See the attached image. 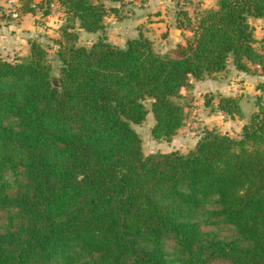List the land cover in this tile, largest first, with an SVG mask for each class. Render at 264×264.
I'll use <instances>...</instances> for the list:
<instances>
[{
    "label": "trees",
    "instance_id": "trees-1",
    "mask_svg": "<svg viewBox=\"0 0 264 264\" xmlns=\"http://www.w3.org/2000/svg\"><path fill=\"white\" fill-rule=\"evenodd\" d=\"M18 1L17 12L43 15L56 2L65 18L57 73L41 42L0 54V264H264V109L239 136L207 131L187 154L146 156L133 127L151 112L152 137L171 141L192 80L218 78L231 60L239 72L264 67L249 22L264 20V0L193 13L177 1L188 35L166 54L143 34L123 48L78 44L110 14L124 19L110 4L125 0ZM216 109L243 118L238 97L219 95Z\"/></svg>",
    "mask_w": 264,
    "mask_h": 264
},
{
    "label": "rangeland",
    "instance_id": "rangeland-1",
    "mask_svg": "<svg viewBox=\"0 0 264 264\" xmlns=\"http://www.w3.org/2000/svg\"><path fill=\"white\" fill-rule=\"evenodd\" d=\"M39 3V2H38ZM189 5V1H188ZM47 7V6H46ZM45 7V9H46ZM188 9V7H185ZM2 9V8H0ZM3 10V9H2ZM39 14H43L45 10L36 9ZM171 14L175 15L177 13V9L174 8ZM53 18V23L58 25H62L65 15L61 7L56 2H52L49 6V12ZM193 13V11L191 12ZM7 16V15H6ZM6 16L4 18H6ZM168 16V15H167ZM166 16V17H167ZM113 15H109L110 24H113ZM3 18V19H4ZM170 21V18H167ZM251 25L255 28V35L258 38V49L264 55V24H259L255 19L250 18ZM154 25L146 27L145 24L142 27V30L146 29V34L148 37L153 39L155 48L158 52L166 54L172 51L179 43H182L185 40V35H188L187 32L183 30L180 33H163L162 31L156 30V25L159 24L160 20H154ZM45 24V22H44ZM58 28L54 29L57 32V35L54 34L50 36L49 34H43L42 44L49 52V59L51 60L55 73L58 72L59 62L56 57V49L57 45L55 43V39L58 37ZM110 26L107 29V32L97 35L86 34L84 32H80L78 44L85 47H90L99 37L106 38L108 32L110 31ZM145 33V31H144ZM109 34H116L115 31H110ZM56 35V36H55ZM112 38V37H111ZM107 39V38H106ZM113 40H116L115 36ZM169 42L168 44L166 42ZM236 70L231 60L228 64L227 71L219 76L216 79H204L201 81L192 80V88L189 90H182L183 98L179 100V102L185 108V126L178 132L176 136L172 138L171 141H158L152 137L151 130L155 124V120L153 114L150 112L147 116L145 122L141 125H134V129L137 131L142 140L143 152L146 156L156 153H169L173 151H180L181 153H188L193 150L199 140L204 137L205 133L210 130H218L225 134H230L232 137L239 136L238 129L235 128V123H238L242 118H232L230 116L222 115L216 109V105L218 103L219 95L216 94L218 91L214 89V81L217 83L226 84V91L228 93L235 92L237 93V97H241V108L244 114V123H249L252 115L260 110V107L264 109V67L260 65L251 66L250 73H244L246 77L241 75H236ZM245 78L249 79V82L245 80ZM251 78V80H250ZM216 85V84H215ZM260 88L261 96L255 95L257 89ZM211 102L208 104V100ZM209 100V101H210ZM259 103V107H256L255 104ZM150 107V103L147 104ZM220 113V114H219ZM223 116L225 121L232 119L235 122H230L228 127H225L220 123L223 120ZM221 124V125H220ZM240 125V123H238ZM218 264H226V263H218Z\"/></svg>",
    "mask_w": 264,
    "mask_h": 264
},
{
    "label": "crops",
    "instance_id": "crops-1",
    "mask_svg": "<svg viewBox=\"0 0 264 264\" xmlns=\"http://www.w3.org/2000/svg\"><path fill=\"white\" fill-rule=\"evenodd\" d=\"M34 1L35 3H38L42 0ZM176 2L177 0H125L122 3L110 4L111 6L124 11L126 17L122 20L113 17V24H110V21L108 20L109 24L107 29L110 26V31H115L116 34L111 35L109 34V31L108 34H106V40L123 48L126 46L129 39L142 34L145 37H148L146 29L142 30V27L144 26L142 24H145V26H148L149 28V26L154 25V20H160L159 24L155 26V28H157L156 30H160L163 33L169 32L170 34L177 32L180 33L182 30L178 28L176 17L171 14V12H173L172 10L176 8ZM18 5V0H0V8L8 13L17 12ZM215 5L216 0H189V5L187 7L191 13L192 11L197 12L203 9L213 8ZM17 13V18H12L7 15L6 18L0 20V54L8 60H13L15 57L27 56L30 53V42L37 41L42 43L43 36L41 33L44 35L49 34L50 36H53L54 34L57 35V32L54 29L59 26V24L56 25L53 23V18L50 13L43 15L39 14L37 10L32 13ZM167 18H170V21ZM253 19L261 25L264 24V20L262 19ZM249 22L251 23L250 20ZM107 29L105 32H107ZM114 36L116 40H113ZM148 38L151 39L150 37ZM151 40L153 41V39ZM178 43L180 44L182 41H179ZM235 74L246 77L244 73L237 70ZM245 80L249 82L248 78H245ZM214 89L218 91V93H216L218 95L237 97V93L235 92L228 93L226 91V84L221 82L217 83L214 81ZM255 95H259V97L261 96L260 88L256 90ZM238 98L241 99V97ZM242 100L240 101V105ZM223 114L224 113H222V115ZM225 116H223V120L220 122L225 127H228L230 122H235L232 119L225 121ZM237 122L240 123V125L238 123H235L234 125L235 128L238 129V132L241 131L244 125L248 124L244 123V114L242 123L239 119ZM228 135L230 136V134Z\"/></svg>",
    "mask_w": 264,
    "mask_h": 264
},
{
    "label": "built area",
    "instance_id": "built-area-1",
    "mask_svg": "<svg viewBox=\"0 0 264 264\" xmlns=\"http://www.w3.org/2000/svg\"><path fill=\"white\" fill-rule=\"evenodd\" d=\"M177 1L180 3V5H183L185 0H177ZM6 15H10V13H8V12H6L4 10H0V20L3 19ZM11 16L13 18H17L18 17V13L15 11V12L11 13Z\"/></svg>",
    "mask_w": 264,
    "mask_h": 264
},
{
    "label": "water",
    "instance_id": "water-1",
    "mask_svg": "<svg viewBox=\"0 0 264 264\" xmlns=\"http://www.w3.org/2000/svg\"><path fill=\"white\" fill-rule=\"evenodd\" d=\"M166 43L168 44L169 42L167 41ZM54 86H59V83L57 81L54 82Z\"/></svg>",
    "mask_w": 264,
    "mask_h": 264
}]
</instances>
